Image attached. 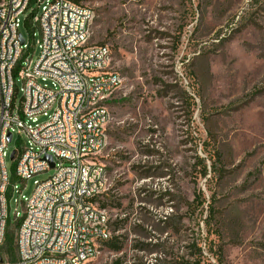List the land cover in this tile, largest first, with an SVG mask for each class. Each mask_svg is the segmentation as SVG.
Instances as JSON below:
<instances>
[{"label": "rangeland", "instance_id": "1", "mask_svg": "<svg viewBox=\"0 0 264 264\" xmlns=\"http://www.w3.org/2000/svg\"><path fill=\"white\" fill-rule=\"evenodd\" d=\"M83 4L94 13L89 44L110 47L122 78L108 101L99 161L109 186L97 203L123 247L101 242L85 264H264V0ZM21 32L37 61L31 29ZM6 165L15 231L17 200L54 169L24 182L10 155Z\"/></svg>", "mask_w": 264, "mask_h": 264}, {"label": "built area", "instance_id": "2", "mask_svg": "<svg viewBox=\"0 0 264 264\" xmlns=\"http://www.w3.org/2000/svg\"><path fill=\"white\" fill-rule=\"evenodd\" d=\"M93 18L92 9L75 0H0V264H85L100 253L92 238L101 243L112 236L110 215L97 203L109 186L99 156L108 139V101L122 78L111 69L110 47L89 44ZM22 25L40 49L35 62ZM41 116L47 120L38 123ZM12 152L21 181L54 169L34 180L29 198L17 200L24 215L15 214L21 224L14 262L1 250L7 195L16 190L6 165ZM61 253H68L67 262H60Z\"/></svg>", "mask_w": 264, "mask_h": 264}, {"label": "trees", "instance_id": "3", "mask_svg": "<svg viewBox=\"0 0 264 264\" xmlns=\"http://www.w3.org/2000/svg\"><path fill=\"white\" fill-rule=\"evenodd\" d=\"M77 3H83L84 0H75ZM202 162H204V159H202ZM205 174H207V166H204ZM103 207H105V204H103ZM21 224V219H18L15 221V231L12 229V225L10 226L9 219L7 221V229H6V235H5V242L2 247V253L8 258L10 262H14L17 258V252H16V245H15V239H16V229L18 230L19 226ZM105 245L111 250V251H120L123 247V241L119 239L118 236L109 237L106 240L103 241ZM194 264V263H190ZM198 264H201V261H198Z\"/></svg>", "mask_w": 264, "mask_h": 264}, {"label": "bare ground", "instance_id": "4", "mask_svg": "<svg viewBox=\"0 0 264 264\" xmlns=\"http://www.w3.org/2000/svg\"><path fill=\"white\" fill-rule=\"evenodd\" d=\"M52 210H60V203H52ZM111 236H106V239ZM100 247V238H92V248ZM68 261V253L60 254V262ZM35 264H43V262H36Z\"/></svg>", "mask_w": 264, "mask_h": 264}, {"label": "water", "instance_id": "5", "mask_svg": "<svg viewBox=\"0 0 264 264\" xmlns=\"http://www.w3.org/2000/svg\"><path fill=\"white\" fill-rule=\"evenodd\" d=\"M21 42L24 43L23 38L21 39ZM8 139L11 140V135H9V138H8ZM14 154H15V152H12V154H11V159L14 158ZM45 159L48 160V161L50 162L51 166H54L53 158H52L50 155H47V156L45 157Z\"/></svg>", "mask_w": 264, "mask_h": 264}]
</instances>
